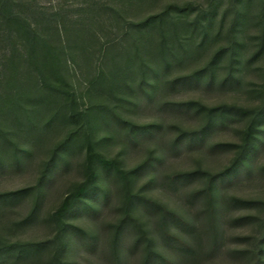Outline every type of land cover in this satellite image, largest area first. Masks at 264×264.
<instances>
[{"label":"rangeland","instance_id":"374dc122","mask_svg":"<svg viewBox=\"0 0 264 264\" xmlns=\"http://www.w3.org/2000/svg\"><path fill=\"white\" fill-rule=\"evenodd\" d=\"M37 1L54 7H74L92 0ZM169 2L178 6L187 5V14L182 15L175 29L167 28L164 53L158 43L159 31L138 32L143 44L140 45V55L156 72L150 70L147 73V81L142 87L137 85V76L134 80H120L112 94L108 92L106 84L101 86L104 88H92L87 92V78L93 70L86 66L76 69L77 74L73 79L80 108L125 97L119 106H115L119 115L135 123L155 122L160 126L146 134L136 135L132 140L126 135L125 127L118 122L117 114L113 119L105 109L97 112L92 107L76 120H57L52 126L44 128L35 140H28L13 132L10 134L12 143L0 137V193L29 187L24 194L0 202V239L42 241L54 236L55 228L49 215L64 194L86 178L85 138L90 136L96 139L99 151L107 156L117 155L124 170L153 155V164L137 172L130 181V187L133 190L143 189L147 196L194 223V234L169 223L171 229L193 246L192 250H179L161 239L158 211L147 209L140 203L133 206V213L153 238L154 248L163 255L176 264H264V240H261L264 227V120L260 123L262 129L257 132L255 146L246 158L249 170L241 168L217 185L222 205L217 217L218 243L216 249L211 251L207 198H189L191 190L204 185L205 176L177 183L176 186L168 183L167 177L179 170L200 167L217 171L227 166L236 153L235 144L242 141L249 117L226 120L207 135L203 145L193 143L173 148L171 142L178 129L200 126L204 114L193 108L181 110L165 104V101L191 100L206 105L228 103L252 109L262 104L264 0H111L110 3L120 8L122 21L123 18L137 21L150 12L161 10ZM209 8H213L214 13L212 20L207 22L201 13ZM198 15L199 21L193 28L192 22ZM120 21L106 19L101 24H120ZM202 37L203 43L200 45ZM125 44L131 47L126 41ZM220 47L226 50L215 64L212 82L208 83L203 78L174 86L166 83L174 76L203 67L213 51ZM163 58L169 61L166 67ZM226 75L234 78L221 83ZM155 79L157 82L151 87L148 81ZM41 115L46 117L47 114ZM39 119L44 120L42 117ZM70 130H75L77 135L67 148L60 151V156L43 177L42 172L53 147ZM216 141L229 142L233 146L209 149L208 146ZM16 155L19 161L15 160ZM97 169L95 181L107 190V197L104 198L96 189L94 195L85 196L86 202L78 204L68 215V221L87 231L91 241H88L87 235L77 237L67 233L65 247L60 254L57 252L58 242L53 241L38 253L11 261L10 264H57L55 258L58 254L60 264H142L144 249L142 244L133 245L138 233L133 224L122 230L117 245H113L112 241L114 225L123 214V178L112 170ZM232 196L255 203L234 205L231 204ZM239 215H245V218L236 222L235 217Z\"/></svg>","mask_w":264,"mask_h":264},{"label":"trees","instance_id":"16d2710c","mask_svg":"<svg viewBox=\"0 0 264 264\" xmlns=\"http://www.w3.org/2000/svg\"><path fill=\"white\" fill-rule=\"evenodd\" d=\"M110 2L111 0H92L74 7L63 5L54 7L43 5L37 0H0V137L12 143L13 139L10 134L13 132L28 140H35L44 128L52 126L57 120H76L79 115L87 114L92 107H95L97 112L105 109L113 119L117 114L118 122L125 127L126 135L132 140L136 135L146 134L154 127L160 126L155 122L135 123L119 115L115 106H119V102L125 100V97H118L115 101L108 100L109 103L101 101L96 106L89 105L85 109L80 108L73 87V79L77 74L76 69L86 66L93 70L89 72L90 77L87 78V92L92 88H104L101 86L106 84L108 92L112 94L120 80H126V78L134 80L137 76V85L142 87L147 81V73L150 70L155 74L156 72L150 69L146 58L140 55L142 41L138 38V32L153 29L159 31L161 35L158 43L161 52L164 53L167 28L175 29L182 15L187 14L185 11L188 7L169 2L161 10L150 12L137 21L125 18L122 21L120 8L111 5ZM202 13L201 16L205 17L207 22L212 20L213 8ZM199 17L200 15L192 22L193 28L199 21ZM262 17L264 21V13ZM106 19H117V21L121 19V21L120 24L105 23L102 25L101 23H104ZM204 24L202 26L205 28ZM203 38L199 42L200 45L203 43ZM261 39L262 46L264 26ZM125 41L131 44V47L126 45ZM225 50L224 47L216 49L203 67L188 74L174 76L166 83L174 86L199 81L203 78L208 83L212 82L215 64ZM261 50L262 47L256 53L258 54ZM168 63L169 61L163 58L165 67ZM233 78L231 75H226L221 83L229 82ZM155 80L148 81L151 87L157 82ZM165 104L181 110L193 108L196 112L204 114V121L200 126L192 129H178V133L171 142L173 148H178L183 144L203 145L207 135L215 127L226 123V120L249 117L242 141L235 144L236 153L227 166L217 171L203 170L200 167L179 170L167 177L168 183L176 186L177 183L205 176L204 185L191 190L189 198L197 199L200 196L207 198L211 232L210 250L213 251L218 243L217 217L222 205L220 195L217 193V185L241 168L249 170L246 158L258 139L257 132L262 129L260 123L264 120V99L261 105L253 109L228 103L206 105L191 100L165 101ZM45 113L47 115L43 117L41 114ZM39 117L44 120L41 121ZM76 135L75 130H70L53 147L45 163L43 177L46 176L50 166L55 163L56 158L60 156V151L67 148ZM226 146H233V144L216 141L208 148L217 150ZM18 155L15 157L17 161H19ZM85 157L86 178L71 187L49 215L55 228L54 236L42 241H4L0 239V264H10L11 261L36 254L53 241L58 242L57 252L60 254L65 247L64 238L67 233L77 237L87 235L88 241H91L87 231L68 221V215L78 204L86 202L85 196L94 195L96 189L104 198L107 197V190L95 181L99 171L97 167L119 174L125 185L123 214L114 225L113 245H117L122 230L133 224L138 232L133 245L142 244L144 249L142 264H176L154 248L153 238L149 235L147 228L143 227L140 218L133 213V206L140 203L147 209L158 211V229L163 242L179 250H192L193 246L190 242L171 229L169 223H173L182 231L193 234L194 223L174 209L147 196L143 189L133 190L130 187L132 177L153 164V155L146 156L131 169L124 170L119 164L117 155H105L96 148V139L87 136ZM28 189L29 187H25L2 192L0 202L14 195L20 196ZM251 203L255 201L236 196L231 197V204L234 205L247 206ZM34 210L35 207L31 214ZM244 218L245 215H239L235 217V221L241 222ZM261 240H264V227ZM59 254L55 258L57 264L61 263Z\"/></svg>","mask_w":264,"mask_h":264}]
</instances>
